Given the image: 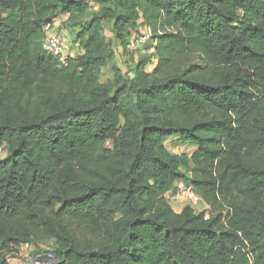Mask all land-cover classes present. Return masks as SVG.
Wrapping results in <instances>:
<instances>
[{"label":"trees","instance_id":"1","mask_svg":"<svg viewBox=\"0 0 264 264\" xmlns=\"http://www.w3.org/2000/svg\"><path fill=\"white\" fill-rule=\"evenodd\" d=\"M106 25L155 53L103 81ZM46 242L53 264H264V0H0V264Z\"/></svg>","mask_w":264,"mask_h":264},{"label":"rangeland","instance_id":"2","mask_svg":"<svg viewBox=\"0 0 264 264\" xmlns=\"http://www.w3.org/2000/svg\"><path fill=\"white\" fill-rule=\"evenodd\" d=\"M93 4L92 12L96 11L97 9H100L102 6L99 4ZM66 17V18H65ZM58 21L56 22L55 28H60V35L63 40L67 41L69 43V47L72 48V38L73 35H75V32L73 28L70 26L68 15H60L58 17ZM105 34L107 38L111 39L114 44V48L116 49L115 55L110 60L108 65L104 67L103 69V75L102 80L107 81L108 78L112 75L114 72V67L118 64L119 66L122 65L126 70L132 71L138 62H140L143 59H146L147 57L150 58L151 53L149 51V44H145L143 46H138L135 43H133V40H131V43L126 47L123 48L121 46V42L116 39L114 33L111 30V25L105 26ZM72 45V46H71ZM167 148L172 153H187L191 154L196 150L195 146H188L184 144L178 136H175L173 138H170L165 142ZM52 248V242H46L39 245H33L32 248H30L28 245L25 244V246H22L18 253L16 255H13L10 257V260L13 264L18 263L17 261L25 260L28 261L30 257H33L34 254H47L49 249Z\"/></svg>","mask_w":264,"mask_h":264},{"label":"built area","instance_id":"3","mask_svg":"<svg viewBox=\"0 0 264 264\" xmlns=\"http://www.w3.org/2000/svg\"><path fill=\"white\" fill-rule=\"evenodd\" d=\"M56 20V19H55ZM46 38L44 40L43 48L46 52L53 55L61 63H66L67 59L63 55V39L58 33L52 32V23H48L45 26ZM152 30L150 27L145 26L143 29L140 28L138 32L133 33V43L138 46L147 44L151 38ZM150 54L155 53L154 46L149 48ZM155 60V57L153 56ZM173 202L178 203V209H182L186 205L191 206L195 212H204L206 217L211 215V207L209 204L203 203L199 194L195 191V188L191 184L185 183L183 180H179L176 183V193ZM27 245V244H26ZM25 246V245H23ZM55 261L54 254L49 251L47 254L30 257L28 261L21 260L18 264H53Z\"/></svg>","mask_w":264,"mask_h":264},{"label":"clouds","instance_id":"4","mask_svg":"<svg viewBox=\"0 0 264 264\" xmlns=\"http://www.w3.org/2000/svg\"><path fill=\"white\" fill-rule=\"evenodd\" d=\"M57 21H58V18H56L55 23H56ZM148 43H149V42H148ZM148 43H147V44H148ZM150 47H151V46H149V48H150ZM149 48H148V49H149ZM149 54H150V53H149ZM150 55H151V54H150ZM24 245H25V244H24ZM27 245H28L30 248H32V246H33L32 244H27ZM22 246H23V245H22ZM22 246H21V247H22ZM21 247H20V248H21ZM19 250H20V249H19ZM48 252H49V251H48ZM52 253H53V252H52ZM38 255H43V254H40V253H39V254H34V256H38ZM19 261H20V260H19ZM17 262H18V261H17ZM16 264H18V263H16Z\"/></svg>","mask_w":264,"mask_h":264},{"label":"crops","instance_id":"5","mask_svg":"<svg viewBox=\"0 0 264 264\" xmlns=\"http://www.w3.org/2000/svg\"><path fill=\"white\" fill-rule=\"evenodd\" d=\"M65 18H66V17H65ZM58 20H59V19H58ZM148 70H149V69H148ZM111 76H112V75H111ZM111 76H110V77H111Z\"/></svg>","mask_w":264,"mask_h":264}]
</instances>
